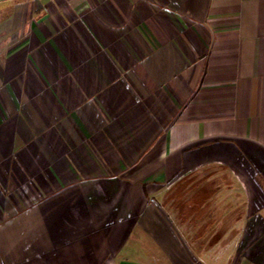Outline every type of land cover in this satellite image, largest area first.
<instances>
[{
  "label": "crops",
  "instance_id": "crops-1",
  "mask_svg": "<svg viewBox=\"0 0 264 264\" xmlns=\"http://www.w3.org/2000/svg\"><path fill=\"white\" fill-rule=\"evenodd\" d=\"M213 234L264 264V0H0V264H221Z\"/></svg>",
  "mask_w": 264,
  "mask_h": 264
},
{
  "label": "rangeland",
  "instance_id": "rangeland-1",
  "mask_svg": "<svg viewBox=\"0 0 264 264\" xmlns=\"http://www.w3.org/2000/svg\"><path fill=\"white\" fill-rule=\"evenodd\" d=\"M229 184L231 183L229 178L227 177L226 172L218 168L211 169L207 172H204L203 174L197 175L196 177H193L192 179L183 182V184L181 183L180 185H178V194H176V192L172 193V195L174 196V199L170 200V202L172 203V212H174L176 215L178 214V217L181 214L180 219L184 220V217L186 216L187 207L188 209H190L191 207H193V204L198 201V193L200 191L204 189L209 193H214V190H217L218 188H222ZM209 197H213V195L209 194ZM183 206H186V209H184ZM206 207L208 208L207 210H209L211 208V204ZM207 210L206 212H208ZM196 212L199 211L196 210L195 213ZM206 212H204L203 215H205ZM198 214L201 215L202 212H199ZM208 216L209 217L206 218V221L208 219H212L213 217L211 212L210 214H208ZM216 233L217 231L215 232V234ZM215 234H213L214 237L204 238L209 239L208 242L204 244V246H207L206 248L212 250V248L217 245L218 240H221V250L219 251V254L217 248L212 250L215 253L214 260L215 262L219 260L221 264H233L235 237H215Z\"/></svg>",
  "mask_w": 264,
  "mask_h": 264
},
{
  "label": "trees",
  "instance_id": "trees-1",
  "mask_svg": "<svg viewBox=\"0 0 264 264\" xmlns=\"http://www.w3.org/2000/svg\"><path fill=\"white\" fill-rule=\"evenodd\" d=\"M176 194H178V192H176ZM205 194H207V191L206 190H202L201 193L198 195V201L195 202L194 207L200 206V204L202 203V199L205 197ZM183 208L186 209V206H183Z\"/></svg>",
  "mask_w": 264,
  "mask_h": 264
}]
</instances>
